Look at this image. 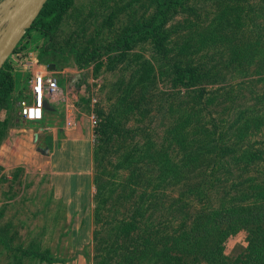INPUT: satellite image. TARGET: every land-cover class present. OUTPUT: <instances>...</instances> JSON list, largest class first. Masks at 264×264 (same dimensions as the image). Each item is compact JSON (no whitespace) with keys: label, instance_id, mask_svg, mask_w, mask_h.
<instances>
[{"label":"rangeland","instance_id":"rangeland-1","mask_svg":"<svg viewBox=\"0 0 264 264\" xmlns=\"http://www.w3.org/2000/svg\"><path fill=\"white\" fill-rule=\"evenodd\" d=\"M188 1L193 7L185 12L180 6L171 9L161 31L167 33L169 46L183 41L188 30L184 25L190 21L197 20L200 26L217 32L211 48L197 51L185 61L188 68L195 71L196 80L191 83L174 84L171 77L157 75L148 91L145 92L144 87L140 91L138 82L144 74L143 65H148L145 64L147 61L154 62L155 68L158 65L155 61L156 37L152 33H137L133 42L123 44V41L126 34L151 22L158 0H70L48 34L34 29L19 43V53H13L9 58L14 81L11 98H20L23 86L27 87L23 83L25 72L18 63V55L32 54L44 64L56 63V70L65 71L68 83L75 84L78 80L76 84L85 87L82 109L90 106L88 95L96 96L98 124L94 127L90 155L92 189L87 202L80 203L85 194L77 198L74 207L67 204L70 200L62 199L60 192H57V198L48 195L46 187L52 176L43 170L33 173L35 175L30 179L36 186L28 183L31 190L30 187L20 188L23 184L20 182L23 175L19 176L21 171L9 174L0 164V264L19 260L18 252H11L16 243L22 247L23 258L27 260L32 254L30 248L38 244L43 249L40 255L47 256L51 252L52 258L74 264L102 261V256L113 244L143 249L145 245L139 240L146 237L153 241L162 239L157 247L161 249L180 223L189 224L193 219L184 217L197 214L208 205H218L222 197L230 198L244 192L253 197V192L261 191L263 186L260 184L264 185V124L258 127L254 118L264 115V41L249 32V23L238 29L233 23L220 19L219 0ZM250 1L257 3L260 0ZM259 19L262 21L264 17ZM110 44L119 45L116 54ZM236 47L248 50L237 56L234 53ZM199 87L218 92L217 100L211 106L212 116L221 122L223 130L231 124L229 133L238 141L241 151L262 156L255 160L227 162L231 171L229 177L220 168L224 164L221 162L214 169H193L187 179L171 186L160 184L161 188L157 190L158 172L155 173L154 164L147 163L149 158L143 163L137 162L135 167L128 162L124 165L122 160L129 153H137L146 140H150L151 147L165 148L167 129L189 111V95ZM141 92L140 108L135 113H126L125 101L138 100ZM16 108V105L0 108V120L8 121L5 134L11 124L20 127L28 122L18 116ZM241 113L244 117L239 118ZM101 127L104 134L98 132ZM239 134L242 135L240 142ZM1 143L2 139L0 146ZM137 167L143 172L141 183H135L131 178ZM190 176L194 182L200 180L203 183L202 196L191 189ZM27 196L35 197L41 219L32 215L23 219L17 216L19 205L14 199ZM97 207H101L102 220L99 221L95 219ZM5 210L16 214L6 217ZM55 215L56 220L49 219ZM134 219H137L136 227L127 229L131 233L129 241L125 242L126 231L122 232L123 237L118 232ZM115 225L119 229H115ZM250 238L248 230L230 236L222 263L238 264V260L244 258ZM141 264L157 263L148 254ZM199 264L208 263L203 260Z\"/></svg>","mask_w":264,"mask_h":264},{"label":"trees","instance_id":"trees-1","mask_svg":"<svg viewBox=\"0 0 264 264\" xmlns=\"http://www.w3.org/2000/svg\"><path fill=\"white\" fill-rule=\"evenodd\" d=\"M69 3L70 0H48L24 38L28 37L31 30L34 29L48 34L49 30L53 29L52 25L56 19L60 17V13L66 10ZM218 4L221 5L218 13L220 19L223 18L229 23H233L238 29H242L249 23V32L260 41H264V20L259 21V18L264 17V0L257 3L250 0H219ZM177 6L185 8L184 12L193 7L188 0H158V7L151 22L125 35L123 44L133 42L137 33H152L156 37L155 61L158 65L155 68L154 62L149 63L147 61L145 63L146 60H143L148 65H143L144 74L140 76L138 82L141 85L140 91L143 87L145 92L148 91V88L155 83L157 75L171 77L174 84L194 82L196 80L195 71L189 69L188 63L185 61L189 55L206 47L211 48V43L215 42L217 32L212 31V28L200 26V22L195 20L184 25L185 29L188 30L184 33L183 41L174 46H169L167 33L161 30L167 19L165 17L169 16L171 9H175ZM20 47L21 44L18 45L14 53H19ZM116 48H119L118 44H110V49L115 54L117 53ZM247 50V48L236 47L234 53L241 56L242 51ZM26 55L19 54L18 56L19 59H22ZM12 69V64L8 60L0 71V108L15 105L17 100L11 98L14 90ZM192 92L189 95L191 102L189 111L175 120L174 124L167 129L166 138H168V142L165 148H158L157 145L151 147L150 140H146L137 153H129L122 160L124 165L130 163L131 166L134 165L135 167L137 162L143 163L149 158L150 161L147 163L154 164L155 173L158 172L156 179L160 183L155 184L157 190L161 188L160 184L163 186L167 184L169 186L176 185L193 169L195 171L201 168H204L203 170L206 168L214 169L221 162L224 164L220 168L224 169V173L229 177L231 171L227 162L255 160L262 156L259 153L249 155L246 151H241L237 145L238 141L229 133L231 124L227 129H221V122L212 116L211 107L217 100V91L199 87ZM142 94L141 92L138 95L136 101H125L127 104L126 113H135L140 108L143 99ZM125 99L122 98V100ZM241 114L238 116L239 118L244 117ZM254 119L258 127L264 124V115ZM7 124V119L0 120V140L4 137ZM102 130L103 127L98 132L104 134ZM240 134L239 142L242 136ZM118 166L121 165L118 164ZM142 176L143 172L140 167L135 168L131 173V178L135 183H141L140 181H143ZM219 177L221 178V175ZM188 181L193 192L196 191L198 195L202 196L204 193L203 188H201L203 183L200 180L194 182L191 176L188 177ZM260 185L263 188L258 193L253 192L255 195L253 197L245 192L230 198L222 197L218 205H208L198 211L197 214L184 217L193 219L189 224L180 223L161 249L157 247L162 239L153 241L151 237L139 240L145 245L143 249L132 248L121 243L119 245L113 244L106 255H100L102 261L100 259L96 264H108L110 262L112 264H141V260L148 254L157 264H199L203 260L208 264H223L222 259L228 238L241 230H248L251 233V238L247 251L243 253L244 258H240L238 264H264V185ZM246 198L248 201L245 202ZM100 212L101 207H97L95 210L96 221L102 220ZM136 220L134 219L130 225L119 230V236H122L124 230L126 231L123 241H129L131 233L129 230L136 227ZM116 228L119 229L117 225H115ZM97 234L98 231L96 230L95 235Z\"/></svg>","mask_w":264,"mask_h":264},{"label":"crops","instance_id":"crops-1","mask_svg":"<svg viewBox=\"0 0 264 264\" xmlns=\"http://www.w3.org/2000/svg\"><path fill=\"white\" fill-rule=\"evenodd\" d=\"M20 67L22 68V66ZM65 75V71H60V83L63 81L61 86L64 92L76 106L75 127L66 128L65 126L66 102L64 100L47 102L42 120H26L28 122L23 123L20 127L11 124L0 146V164L5 167V171L9 174L20 170L22 174L19 176L23 175V179H20L23 187L20 185L19 187L24 189L30 187V190L31 186L28 183L32 184L34 182L30 178L38 170L46 171L49 176H52V180L48 182L46 187L47 194H53L57 198V192H60L62 199L64 201L70 200L67 204H72L74 207V204L78 201L77 198L81 194H85V196L80 200V203L87 202L86 198L90 193V189H92L90 175L93 162L90 155L95 130L89 118V107L86 110L82 109L84 106L82 100L85 98L86 92L85 87L78 86L76 84L77 80H75V84L68 83ZM27 77L28 73L25 72L23 83L27 87L23 86L20 97L29 90ZM79 103L81 105L77 106ZM40 147H48L49 154L42 153ZM34 185L36 186V183ZM17 199H14V203L19 205L16 208L19 210L18 217L23 219L27 215H32L35 219L42 218L38 217L40 211L37 210L39 208L36 205L35 197L27 196L26 198ZM71 213L75 212L72 211ZM15 214L5 210L4 216L12 217ZM55 218H57L56 215L54 218L49 216V219L56 220ZM11 248V252H18L19 260H14L15 263L9 260L6 264H74V262L70 263L69 260L59 261L57 257L52 258L50 251L47 256L40 255L43 249L38 244H34V247L30 248L32 254L29 255V260L23 258L25 255L21 249L22 247H19L17 243L16 246ZM44 250L47 251L48 249Z\"/></svg>","mask_w":264,"mask_h":264},{"label":"built area","instance_id":"built-area-1","mask_svg":"<svg viewBox=\"0 0 264 264\" xmlns=\"http://www.w3.org/2000/svg\"><path fill=\"white\" fill-rule=\"evenodd\" d=\"M18 63L28 73L29 85V90L15 102L19 117L25 120H42L45 115V104L62 99L66 102L65 126L66 128L75 127L76 106L69 100L61 86L60 71L51 70L49 64H44L32 54L19 59ZM88 98H91L89 118L95 127L98 124V113L95 109L97 99L93 94L88 95Z\"/></svg>","mask_w":264,"mask_h":264},{"label":"water","instance_id":"water-1","mask_svg":"<svg viewBox=\"0 0 264 264\" xmlns=\"http://www.w3.org/2000/svg\"><path fill=\"white\" fill-rule=\"evenodd\" d=\"M47 1L0 0V71L32 27ZM49 67L51 70L57 69L56 63H50ZM39 149L42 153L49 154L48 147Z\"/></svg>","mask_w":264,"mask_h":264}]
</instances>
